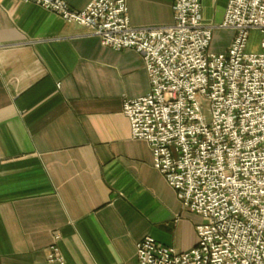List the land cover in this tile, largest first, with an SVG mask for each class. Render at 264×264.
<instances>
[{
  "label": "crops",
  "instance_id": "1",
  "mask_svg": "<svg viewBox=\"0 0 264 264\" xmlns=\"http://www.w3.org/2000/svg\"><path fill=\"white\" fill-rule=\"evenodd\" d=\"M91 1L67 0L76 10ZM126 1L134 27L174 22V0ZM228 2L203 0L204 20L220 25ZM234 38L214 29L211 51ZM261 39L252 32L247 51ZM149 91L136 51L104 47L36 4L0 0V264H49L55 234L66 264H139L148 236L180 252L196 246L201 218L183 209L123 113Z\"/></svg>",
  "mask_w": 264,
  "mask_h": 264
},
{
  "label": "built area",
  "instance_id": "2",
  "mask_svg": "<svg viewBox=\"0 0 264 264\" xmlns=\"http://www.w3.org/2000/svg\"><path fill=\"white\" fill-rule=\"evenodd\" d=\"M85 28L104 47L141 55L150 91L124 102L134 140L185 211L198 215L187 252L146 237L139 264H264V0H229L220 25L204 20L203 0H174V22L134 27L126 0H19ZM235 32L225 53L211 51L214 29ZM260 51H247L251 33ZM55 234L49 264H66Z\"/></svg>",
  "mask_w": 264,
  "mask_h": 264
},
{
  "label": "rangeland",
  "instance_id": "3",
  "mask_svg": "<svg viewBox=\"0 0 264 264\" xmlns=\"http://www.w3.org/2000/svg\"><path fill=\"white\" fill-rule=\"evenodd\" d=\"M178 219H179V217L177 218V221H178ZM61 240V239H60ZM60 247V246H59ZM60 251H61V249H60ZM61 253H62V251H61ZM63 255V254H62ZM66 261V260H65Z\"/></svg>",
  "mask_w": 264,
  "mask_h": 264
}]
</instances>
